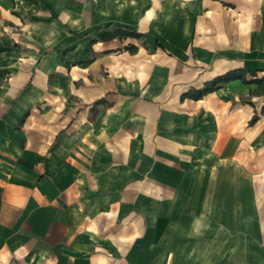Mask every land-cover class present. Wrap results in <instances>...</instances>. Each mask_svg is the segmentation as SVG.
<instances>
[{
    "label": "crops",
    "instance_id": "0c3cea01",
    "mask_svg": "<svg viewBox=\"0 0 264 264\" xmlns=\"http://www.w3.org/2000/svg\"><path fill=\"white\" fill-rule=\"evenodd\" d=\"M235 68L264 75V0H0V264H243L264 95L182 97Z\"/></svg>",
    "mask_w": 264,
    "mask_h": 264
},
{
    "label": "trees",
    "instance_id": "16d2710c",
    "mask_svg": "<svg viewBox=\"0 0 264 264\" xmlns=\"http://www.w3.org/2000/svg\"><path fill=\"white\" fill-rule=\"evenodd\" d=\"M31 2H39V0H30ZM118 32L121 37L124 36H134L141 37L143 34L134 29H124L118 27ZM128 49L132 52H135L137 47L135 45L128 46ZM250 74V77L248 76ZM233 79H240L244 83H255L257 87L251 89V95H264V75L258 76V71L250 69L249 71L244 68H235L227 71L222 75L216 76L214 79L206 81L205 85L202 88H192L188 92L182 94V97H194L202 98L205 94L212 92L222 86L223 83L228 82ZM253 104V103H252ZM260 113H264V104L261 107L260 112L255 111L252 118L249 120L250 125H254L260 119Z\"/></svg>",
    "mask_w": 264,
    "mask_h": 264
},
{
    "label": "rangeland",
    "instance_id": "374dc122",
    "mask_svg": "<svg viewBox=\"0 0 264 264\" xmlns=\"http://www.w3.org/2000/svg\"><path fill=\"white\" fill-rule=\"evenodd\" d=\"M263 198H264V194H263ZM260 233H261V237L259 238L258 234H257V239L259 238L260 241L258 240L257 242H254V239L256 240V238H254V234L252 233H244V239H245V242H241L243 244V254H244V257H242V263L243 264H252V257L250 255V252L251 250L256 247L257 245L261 246V247H264V225L260 226ZM262 240V241H261ZM219 242H214L213 243V247L214 249L216 248H219ZM263 249V248H262ZM234 254V253H233ZM234 259V257L230 258V263H232V260ZM220 259H218L219 261ZM236 260V259H235ZM235 262V261H234Z\"/></svg>",
    "mask_w": 264,
    "mask_h": 264
},
{
    "label": "built area",
    "instance_id": "2783aa9c",
    "mask_svg": "<svg viewBox=\"0 0 264 264\" xmlns=\"http://www.w3.org/2000/svg\"><path fill=\"white\" fill-rule=\"evenodd\" d=\"M2 83H3V80H2V78L0 77V85H2Z\"/></svg>",
    "mask_w": 264,
    "mask_h": 264
}]
</instances>
